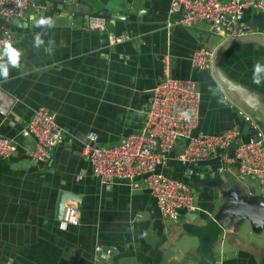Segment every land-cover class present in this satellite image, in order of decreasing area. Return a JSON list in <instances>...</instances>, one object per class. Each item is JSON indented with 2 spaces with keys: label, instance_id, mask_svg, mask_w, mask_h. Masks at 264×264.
Instances as JSON below:
<instances>
[{
  "label": "crops",
  "instance_id": "1",
  "mask_svg": "<svg viewBox=\"0 0 264 264\" xmlns=\"http://www.w3.org/2000/svg\"><path fill=\"white\" fill-rule=\"evenodd\" d=\"M171 1L32 0L26 15L10 22L13 46L22 54L19 66L0 76V86L16 100L10 114L0 113V134L19 149L0 159V264H264V190L241 175L238 161L225 166L212 156L190 166L179 159L185 149L179 141L161 171L190 184L196 210L175 221L162 215L145 186L103 185L86 155L91 131L99 144L113 146L142 130L166 56L171 74L193 80L202 94L195 134L237 127L250 140L258 138L256 126L264 137V113L215 72L214 56L225 40L211 48L209 78L192 57L210 48L214 25L178 23ZM92 16L106 18L107 31L91 29ZM48 18L53 27L38 23ZM263 20L255 11L245 17L259 27ZM257 62L264 64V45L255 41L236 43L220 58L231 80L264 101V81L253 82ZM40 107L66 131L47 162L34 156L36 139L22 134ZM61 192L81 198L79 222L65 228L57 218ZM99 250H111V257Z\"/></svg>",
  "mask_w": 264,
  "mask_h": 264
},
{
  "label": "built area",
  "instance_id": "2",
  "mask_svg": "<svg viewBox=\"0 0 264 264\" xmlns=\"http://www.w3.org/2000/svg\"><path fill=\"white\" fill-rule=\"evenodd\" d=\"M32 4V0H0V53L6 42H14L10 22L22 19ZM255 11L264 16V0H172L169 12L178 14V23L194 26L200 21L213 25H224L232 38L262 36L257 23L245 22L247 12ZM174 21H169L173 25ZM108 20L92 16L89 27L105 32ZM122 37L115 38L121 42ZM3 56L0 55V60ZM165 74L149 97L145 111L143 128L124 138L113 146L99 144V135L91 131L85 143L93 174L103 185L118 181L135 187L145 186L154 196L162 215L177 221L181 210H196L194 195L189 183L166 176L158 167L169 163L173 150L179 141L185 149L179 159L191 165L212 156H219L227 166L239 162L240 173L257 179L264 190V137L244 140L239 128L233 127L221 134H195L199 125L202 94L191 79L174 77L170 71L169 56L164 59ZM195 67L207 69L213 63V52L203 47L193 54ZM16 105V100L0 86V113L8 115ZM23 137H34V156L38 161L51 160L53 151L65 139L66 131L59 125L56 115L45 107L37 109ZM19 144L0 134V159H10L19 149ZM234 147L233 150L231 148ZM194 169H189L193 174ZM80 209L76 202L68 205L62 227L79 222ZM101 254L102 250H99ZM105 259L111 257V250L103 253Z\"/></svg>",
  "mask_w": 264,
  "mask_h": 264
},
{
  "label": "water",
  "instance_id": "3",
  "mask_svg": "<svg viewBox=\"0 0 264 264\" xmlns=\"http://www.w3.org/2000/svg\"><path fill=\"white\" fill-rule=\"evenodd\" d=\"M209 45L210 48L214 49L217 45H219L222 41L223 44L217 48L215 56H214V63H215V72L219 78V80L224 83L226 86H228L233 91L237 92L241 96L244 97L247 105L255 106L257 109L261 110L264 113V101L261 99L260 95L256 92H253L252 90H249L248 88L234 82L231 80L221 69L220 66V58L222 53L229 48L230 46L243 42V41H255L259 42L264 45V38L262 36H244V37H238V38H232L229 34V32L226 30V27L224 25H214L210 29L209 34ZM214 37H217L216 39ZM204 74L211 78L209 76L211 74L210 68H207L204 70ZM254 132L257 133L259 137V130L255 127H253ZM234 147L231 148L233 150ZM162 167H158V172H161ZM79 202L78 205L81 203V198L79 196H76L75 194H71L68 192H61L57 204V218L60 220H64L67 215V208H68V202ZM80 207V206H79ZM80 209V208H79ZM181 214H188L186 210H181Z\"/></svg>",
  "mask_w": 264,
  "mask_h": 264
},
{
  "label": "clouds",
  "instance_id": "4",
  "mask_svg": "<svg viewBox=\"0 0 264 264\" xmlns=\"http://www.w3.org/2000/svg\"><path fill=\"white\" fill-rule=\"evenodd\" d=\"M38 23L40 25H46L49 28L54 26V20H52L51 18L41 19ZM36 43L37 45L43 43L39 35H37L36 37ZM21 54H22L21 51L16 47H14L11 42L5 43L3 51L2 53H0V55H2L3 57H7V59L0 62V76L7 78L9 75L10 66L11 67L19 66ZM262 81H264V64L257 62L254 66L253 82L259 85L261 84Z\"/></svg>",
  "mask_w": 264,
  "mask_h": 264
}]
</instances>
